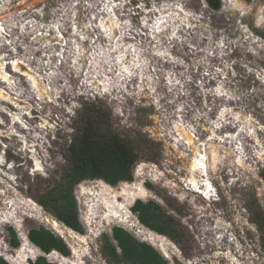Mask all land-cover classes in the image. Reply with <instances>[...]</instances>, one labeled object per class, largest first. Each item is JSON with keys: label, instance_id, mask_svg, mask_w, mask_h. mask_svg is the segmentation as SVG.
Masks as SVG:
<instances>
[{"label": "rangeland", "instance_id": "obj_1", "mask_svg": "<svg viewBox=\"0 0 264 264\" xmlns=\"http://www.w3.org/2000/svg\"><path fill=\"white\" fill-rule=\"evenodd\" d=\"M219 2L0 0V257L31 264L29 230L47 226L71 251L50 262L109 264L101 237L121 227L170 264H264V0ZM93 109L140 158L131 183L76 187L80 235L34 198L61 177ZM136 200L186 236L144 227Z\"/></svg>", "mask_w": 264, "mask_h": 264}, {"label": "trees", "instance_id": "obj_2", "mask_svg": "<svg viewBox=\"0 0 264 264\" xmlns=\"http://www.w3.org/2000/svg\"><path fill=\"white\" fill-rule=\"evenodd\" d=\"M207 1L213 10H220L219 0ZM97 113L93 109L91 114L84 115L81 120L82 127L65 146L63 156L67 165L61 177L48 184L41 195L34 198L59 224L61 223L60 225L63 224L80 235H84L85 230L75 195L76 187L94 180H101L112 187L121 183H131L134 181V166L140 158L136 147L128 139L105 126L95 125L100 118ZM260 175L264 180V168ZM131 212L144 227L157 236H165L175 242L186 236L185 230L176 218L154 200L147 202L136 200ZM254 222L263 230V218L256 216ZM7 232L8 245L12 249H18L21 240L17 232L13 227H9ZM27 238L41 252V256L31 264H55L46 258L53 252L60 257L63 256L62 258L65 257L64 259L71 256L67 244L47 226L30 229ZM101 238L102 252L109 264H170L152 245L138 241L121 227H113L111 234H103ZM0 264L9 263L0 257Z\"/></svg>", "mask_w": 264, "mask_h": 264}, {"label": "bare ground", "instance_id": "obj_3", "mask_svg": "<svg viewBox=\"0 0 264 264\" xmlns=\"http://www.w3.org/2000/svg\"><path fill=\"white\" fill-rule=\"evenodd\" d=\"M53 227H60V224L55 219L53 220Z\"/></svg>", "mask_w": 264, "mask_h": 264}, {"label": "water", "instance_id": "obj_4", "mask_svg": "<svg viewBox=\"0 0 264 264\" xmlns=\"http://www.w3.org/2000/svg\"><path fill=\"white\" fill-rule=\"evenodd\" d=\"M61 224V223H60ZM63 225V224H62ZM64 227H66L65 225H63ZM67 229H69L68 227H66ZM69 230H71V229H69ZM63 257V256H62ZM65 258V257H64Z\"/></svg>", "mask_w": 264, "mask_h": 264}]
</instances>
